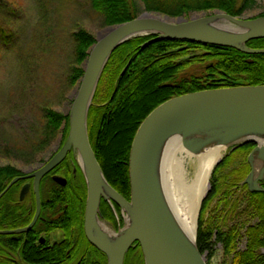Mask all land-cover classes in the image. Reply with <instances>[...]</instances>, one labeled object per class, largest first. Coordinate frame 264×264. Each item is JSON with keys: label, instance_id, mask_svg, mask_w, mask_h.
<instances>
[{"label": "water", "instance_id": "1", "mask_svg": "<svg viewBox=\"0 0 264 264\" xmlns=\"http://www.w3.org/2000/svg\"><path fill=\"white\" fill-rule=\"evenodd\" d=\"M147 35L154 37L144 45L155 40L186 39L233 47L245 53H264V48L247 45L249 40L264 38V15L244 18L216 10L189 18H173L144 11L131 20L107 26L96 37L84 63V75L67 114L69 132L64 144L34 172L13 178L4 191L22 178L34 177L35 218L24 229L3 233L29 230L35 224L41 207V179L70 151L77 157L88 188L86 235L107 255L108 264H124L127 252L136 241L140 243L145 264H208L198 248L197 227L192 239L171 214L164 199L161 162L172 139L179 138L184 147L195 152L213 142L227 144V150L255 143L248 156L251 169L243 183L251 191L264 192L261 183L264 180V84L199 90L162 102L142 121L133 139L129 158L131 199H125L108 182L90 141L89 111L112 53L124 42ZM198 137L202 139L196 140ZM54 179L66 181L61 176ZM104 184L114 193L112 198L124 212V225L118 231L107 227L108 233L101 232L98 225L99 219L103 221L100 199H109L104 193ZM28 187L24 185L21 198Z\"/></svg>", "mask_w": 264, "mask_h": 264}, {"label": "trees", "instance_id": "2", "mask_svg": "<svg viewBox=\"0 0 264 264\" xmlns=\"http://www.w3.org/2000/svg\"><path fill=\"white\" fill-rule=\"evenodd\" d=\"M257 3L258 0H91L93 9L103 16L106 26L131 20L144 11L177 18L221 10L241 17ZM0 30L5 36L9 34L3 28ZM152 37L154 35L133 38L112 53L89 111L90 140L103 173L111 186L128 199L133 139L142 121L159 104L171 97L199 90L264 84V53H245L233 47L186 39H162L144 45ZM73 39L75 64L71 68L70 83L76 85L84 75V63L96 36L79 28L73 32ZM247 45L264 48V38L249 40ZM68 132L69 116L51 107L45 108L43 127L29 142L30 153L33 155L46 148L58 136H61L62 146ZM252 145L254 143L238 146L232 154L243 148L249 150ZM228 158L229 155L215 168L211 189L203 201L197 232L198 248L201 254L208 253L209 259L213 258L216 253L213 238H216L224 246L230 264H264L261 250L264 247V192L253 191L248 198L246 208L253 221L246 226L248 244L245 250H238L240 231L237 226L219 229L213 217L206 218L210 203L220 193L216 174ZM22 174V170L12 164L0 166V188H5ZM225 180H229V176L223 179L226 189L234 185H227ZM22 182L20 180L12 188ZM225 205L229 206L230 201ZM22 220V225L28 222V219ZM14 226L17 225L9 229Z\"/></svg>", "mask_w": 264, "mask_h": 264}, {"label": "rangeland", "instance_id": "3", "mask_svg": "<svg viewBox=\"0 0 264 264\" xmlns=\"http://www.w3.org/2000/svg\"><path fill=\"white\" fill-rule=\"evenodd\" d=\"M263 12L264 0H258L242 17L254 18ZM1 28L9 34L5 36L0 30V166L12 164L23 171L37 169L53 156L61 143L58 136L46 148L30 153L29 142L43 127L44 109L51 107L68 114L79 88V83H70L71 68L75 64L73 32L85 28L97 37L107 26L103 16L93 9L91 0H0ZM229 154L232 151L224 153L225 157ZM236 154L216 174L220 193L205 215L213 217L219 229L237 226L239 247L243 249L246 226L253 221L243 211L244 198L240 193L231 195L233 208L225 205L229 200H221L225 188L223 179L228 172L224 166ZM188 167L192 169L191 164ZM212 183L213 175L209 191ZM200 214L201 209L197 215V232ZM213 241L216 253L211 259L208 253L204 254L207 263L230 264V259L224 256L223 245L216 238Z\"/></svg>", "mask_w": 264, "mask_h": 264}, {"label": "flooded vegetation", "instance_id": "4", "mask_svg": "<svg viewBox=\"0 0 264 264\" xmlns=\"http://www.w3.org/2000/svg\"><path fill=\"white\" fill-rule=\"evenodd\" d=\"M255 146V144L252 145L249 150L248 148L236 150L233 153H237L235 159L224 166L225 169L228 168L227 176H229V180H225V182L227 185L231 183L234 185L227 188L228 190L224 189L223 200H229L231 195L240 193L248 206V198L252 192L248 184L243 182L250 171L248 155ZM231 155L229 154V157ZM35 170V168L27 171L22 170L23 174L20 176L31 174ZM54 176L63 177L66 180L65 183L55 180ZM20 180H23L20 186L10 187L6 192L4 191L8 185L5 188H0V264H108L107 255L95 246L86 235L85 216L88 188L77 157L72 151L41 179V207L35 224L29 230L3 233V231L28 227L37 213L34 177ZM261 183L264 185V180ZM25 184H28L29 187L21 198ZM121 195L127 200L131 199V194L130 199ZM233 205L234 202H230L229 208H233ZM246 206L243 211L248 213ZM100 213V218L110 224L114 230L118 231L123 226L122 207L113 198L101 197ZM24 218L28 219V222L22 225ZM13 225L17 226L9 229ZM245 243V247L240 248L238 239V250L246 249L247 235ZM261 250L264 252V247ZM124 264H145L138 243H133L126 254Z\"/></svg>", "mask_w": 264, "mask_h": 264}, {"label": "bare ground", "instance_id": "5", "mask_svg": "<svg viewBox=\"0 0 264 264\" xmlns=\"http://www.w3.org/2000/svg\"><path fill=\"white\" fill-rule=\"evenodd\" d=\"M200 139L202 137L196 140ZM227 149V144L213 142L195 152L184 147L181 140L176 138L168 142L162 155L160 179L164 199L171 214L192 239L196 232L201 202L209 190L212 172ZM188 164H191L192 169H189ZM104 193L109 198L115 197L105 184ZM127 219L130 221V214ZM98 225L101 232H107L105 222L99 219ZM136 243L140 245L139 242H134Z\"/></svg>", "mask_w": 264, "mask_h": 264}]
</instances>
